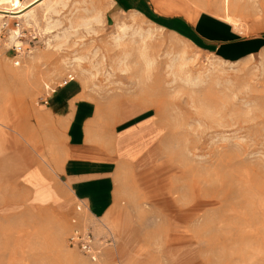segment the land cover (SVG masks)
Listing matches in <instances>:
<instances>
[{
  "label": "rangeland",
  "instance_id": "1",
  "mask_svg": "<svg viewBox=\"0 0 264 264\" xmlns=\"http://www.w3.org/2000/svg\"><path fill=\"white\" fill-rule=\"evenodd\" d=\"M31 7L26 17L0 18V121L9 126L0 125V264H94L67 245L79 227L104 243L100 264H222L227 257L239 264V249L254 256V244L228 243L240 224L221 195L192 219L173 220L163 208L182 179L159 167L169 162L192 176L199 161L231 149L264 187V40L227 58L162 16L205 15L240 37H263L264 0H44ZM69 77L107 125L120 131L143 118L150 123L144 137L129 135L135 142L114 153L113 205L92 223L62 177L63 126L45 103ZM133 106L144 109L124 117ZM211 214L209 234L200 225ZM261 232L256 264H264V225Z\"/></svg>",
  "mask_w": 264,
  "mask_h": 264
},
{
  "label": "crops",
  "instance_id": "2",
  "mask_svg": "<svg viewBox=\"0 0 264 264\" xmlns=\"http://www.w3.org/2000/svg\"><path fill=\"white\" fill-rule=\"evenodd\" d=\"M162 18L169 22H182L207 50L220 51L227 58L234 59L251 53L264 40V36L240 37L233 27L205 15L199 14L192 21L183 16ZM70 82L53 91L47 106L63 126L65 146L64 160L60 166L62 177L75 201L79 202L76 207L85 209L92 223L104 216L113 205L114 153L121 146L135 142L129 140V135L136 134L135 139L144 137L150 123L149 118H143L118 131V123L112 127L110 123L107 125L97 118L96 106L84 97L81 87Z\"/></svg>",
  "mask_w": 264,
  "mask_h": 264
},
{
  "label": "bare ground",
  "instance_id": "3",
  "mask_svg": "<svg viewBox=\"0 0 264 264\" xmlns=\"http://www.w3.org/2000/svg\"><path fill=\"white\" fill-rule=\"evenodd\" d=\"M42 1L44 0H30L22 4L20 0H11L9 7L0 6V18L26 17L32 8L31 6L41 3ZM223 1L227 2V0ZM131 108L132 110L128 111L124 117L131 116L144 109V107L136 106ZM0 125L1 127L3 126L2 128H7V130L9 128L8 124L2 123V121H0ZM222 146L225 148V145ZM199 162L201 165L199 168L195 169L196 171H194V175L192 176L188 168L185 167L182 169L169 162L159 167L164 169L165 173H163L164 171L162 170L164 176H175L176 178L182 179L181 184L174 185V191L178 193V196L169 197V203H165L166 205H164L163 209L173 220L184 219L188 221L197 214L199 209L211 202L212 196L221 195L229 199L230 210H232L233 216L238 219L240 228L238 235L229 238L232 241L228 243L240 242L244 244L248 242L254 244V246H252L254 256L250 251L242 253L239 249L234 255L232 254L233 260H235V262L238 261L239 264H246V259L250 257L253 264L260 263L262 258L257 256V254L259 252L258 240L260 238L263 239V232H261V225H264L263 185L259 183L252 174L242 169L240 165L241 157L238 152L231 149H226L222 153H218L216 157L212 155ZM183 188L185 189L184 191H182ZM229 196L237 198V201H234ZM163 201L165 202L168 200L164 199ZM177 201H182L181 205H177ZM259 214H261V219ZM212 222L213 214L207 215L200 225V229L211 234L214 227ZM217 222L226 224L221 219ZM213 236H211V238H213ZM211 238L208 240H211ZM181 239L187 240L189 245L194 244L191 237L182 236ZM227 260L228 261L225 262L223 259L222 264H232V261H229L228 257Z\"/></svg>",
  "mask_w": 264,
  "mask_h": 264
},
{
  "label": "built area",
  "instance_id": "4",
  "mask_svg": "<svg viewBox=\"0 0 264 264\" xmlns=\"http://www.w3.org/2000/svg\"><path fill=\"white\" fill-rule=\"evenodd\" d=\"M15 50L19 51V46L16 47ZM15 64H18V61H16ZM71 80L72 78L69 77V79L63 80L61 85H64ZM53 91L54 89H52V92ZM45 103H47V101H45ZM76 210L80 211V207L77 206ZM76 220L77 218L73 219L72 221L75 222ZM67 245L77 249L94 264H100L101 257L103 255L104 243L98 242L89 227L73 228L67 237Z\"/></svg>",
  "mask_w": 264,
  "mask_h": 264
}]
</instances>
